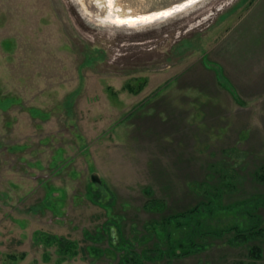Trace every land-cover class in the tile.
Instances as JSON below:
<instances>
[{
	"label": "rangeland",
	"instance_id": "374dc122",
	"mask_svg": "<svg viewBox=\"0 0 264 264\" xmlns=\"http://www.w3.org/2000/svg\"><path fill=\"white\" fill-rule=\"evenodd\" d=\"M172 1L0 0V264H264V0L113 23ZM210 200L226 233L161 258Z\"/></svg>",
	"mask_w": 264,
	"mask_h": 264
},
{
	"label": "trees",
	"instance_id": "16d2710c",
	"mask_svg": "<svg viewBox=\"0 0 264 264\" xmlns=\"http://www.w3.org/2000/svg\"><path fill=\"white\" fill-rule=\"evenodd\" d=\"M209 202H210L209 204L201 203L196 207H194L193 209H189L184 212H175L174 214L167 215L168 217L163 218L162 221L160 222L158 221L153 224L151 229L154 231L155 229L160 228L163 231L162 233L165 234L164 240L166 241L165 244L168 246V249H166L165 251L163 250L159 251L161 258L163 259L172 258V260H176L177 257L182 256L184 254H188V253L191 254L199 251L198 247L200 246L199 244H196V241H198V238L202 233V231L209 232L208 234L210 236L208 237H212V238L214 237L216 238V236L218 235L216 233L214 234L215 231H213V229L215 230L222 229L223 233L224 232L226 233L225 231L226 229L224 230L223 228H218V229L215 228V224L213 222L215 217L213 215L217 214L216 210L218 209L216 208L214 201L210 200ZM254 216L255 218H258L261 215H254ZM208 218L213 219L212 223H208V226L205 225L204 222L201 223V220L207 221ZM256 221L257 220H254L253 218L252 221L250 222V226H248V228H251L250 231L243 230L238 233L240 234L241 232H243L236 237L237 241L242 240V238H246L245 237V234H247L246 232H251L248 234H253L255 232H264L263 229L261 228L262 224H260L259 226V223ZM173 225L174 227H178L177 234L176 231L169 229L170 227L173 228ZM147 229H150V227H148ZM229 229L233 231L235 227ZM104 231L106 233L109 232L112 234V229L108 227V225L104 226ZM185 231H186V235L184 234ZM176 235H185L187 237H185V239H181L180 241H178L176 240L177 238ZM53 238L56 240L55 237H52V239ZM64 241L65 240L63 238L59 239V245H61V247H64V245H66ZM65 248H69L68 245H66ZM67 250L69 249H65V251ZM131 252L132 254H130ZM136 253L137 252H134V250L130 251L126 259L125 258L123 259L122 264H128L129 262L133 261L132 259H134L135 264H142L141 255ZM249 254L253 260H258V259L261 260L263 258L262 250L259 247H252ZM143 255H147V253H144ZM153 256L156 257L155 255L149 256L148 253V256L146 257L152 259ZM241 264H246V263L243 262ZM248 264H257V263L249 262ZM261 264L263 263L261 262Z\"/></svg>",
	"mask_w": 264,
	"mask_h": 264
},
{
	"label": "bare ground",
	"instance_id": "6f19581e",
	"mask_svg": "<svg viewBox=\"0 0 264 264\" xmlns=\"http://www.w3.org/2000/svg\"><path fill=\"white\" fill-rule=\"evenodd\" d=\"M197 2L198 0H193V3L189 4V6L194 5ZM175 10H178V8L176 7V8L169 9V10H160V11L151 12L148 14L132 15V16H125V17H121L118 15L115 18H113L114 20L113 23L124 24V25H134V24H139V23H144V22H154L157 18H160L162 16L168 17L172 15L175 12ZM179 10L181 11L183 9L180 7Z\"/></svg>",
	"mask_w": 264,
	"mask_h": 264
},
{
	"label": "water",
	"instance_id": "95a60500",
	"mask_svg": "<svg viewBox=\"0 0 264 264\" xmlns=\"http://www.w3.org/2000/svg\"><path fill=\"white\" fill-rule=\"evenodd\" d=\"M199 1H201V0H198V2ZM191 3H193V0H173L171 3H169V4H167L165 7H163L162 9H159V10H156V11H160V10H169V9H173V8H178V10H175V12L172 14V15H175V14H177V13H180V12H182V11H184V10H187L188 8H190L191 6H193V5H190L189 6V4H191ZM182 8L183 10H179V8ZM186 8V9H185ZM156 11H151V12H156ZM151 12H148V13H151ZM148 13H145V14H148ZM139 15V14H138ZM140 15H142V14H140ZM172 15H170V16H172ZM167 17V16H166ZM166 17H164V16H162V17H160V18H157L155 21H159V20H161V19H164V18H166ZM169 17V16H168ZM92 179L94 180V181H96V180H98V178H97V174H93V176H92Z\"/></svg>",
	"mask_w": 264,
	"mask_h": 264
}]
</instances>
